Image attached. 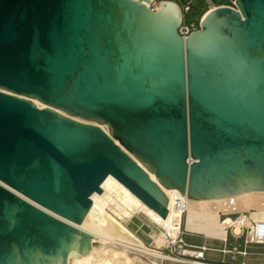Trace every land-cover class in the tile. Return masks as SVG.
Returning a JSON list of instances; mask_svg holds the SVG:
<instances>
[{"label":"water","instance_id":"1","mask_svg":"<svg viewBox=\"0 0 264 264\" xmlns=\"http://www.w3.org/2000/svg\"><path fill=\"white\" fill-rule=\"evenodd\" d=\"M147 2L0 0V264L89 253L59 218L81 224L109 175L164 221L163 189L264 192V0L186 37L176 3Z\"/></svg>","mask_w":264,"mask_h":264},{"label":"bare ground","instance_id":"2","mask_svg":"<svg viewBox=\"0 0 264 264\" xmlns=\"http://www.w3.org/2000/svg\"><path fill=\"white\" fill-rule=\"evenodd\" d=\"M209 11L204 13L203 17ZM33 103L38 108L44 107L37 101ZM90 124L96 125L95 123ZM99 127L107 131L105 126L99 125ZM150 177L155 180L153 175L150 174ZM100 188L99 195L96 192L91 195V207L79 225L70 223L43 209L96 238V240L92 239L89 253L84 256L72 253L68 264H148L142 259L143 257L148 258L152 263L155 258H161L162 254L155 249H160L166 240H174L182 225L181 212L176 210L173 204L177 193L171 196L163 189L171 201L168 208L169 220L164 221L112 176H107ZM185 202L184 229L210 240L222 241L225 238V231L219 220L221 215L248 212L253 221H264V192H247L211 200L186 199ZM135 216H141L153 228L149 234L152 239V249L128 228V223Z\"/></svg>","mask_w":264,"mask_h":264},{"label":"built area","instance_id":"3","mask_svg":"<svg viewBox=\"0 0 264 264\" xmlns=\"http://www.w3.org/2000/svg\"><path fill=\"white\" fill-rule=\"evenodd\" d=\"M163 0H148L144 3L152 11L159 9V2ZM176 3L183 14L188 13L190 4L194 1L203 2L207 9L214 10L219 7L230 8L237 10L236 0H220V3L214 0H189L183 5H179L178 1L172 0ZM185 17V16H184ZM197 26L194 23H186L183 21L181 27L178 29L179 34L182 37L188 36L191 32L197 30ZM162 189V188H161ZM164 192V191H163ZM186 196L179 193L174 196V207L179 210L182 215V225L179 233L174 240H166L164 245L160 249H155L162 254L161 258H155L154 263L148 258L142 259L148 264H249L250 257H256L264 260V251L258 248H264V221H253L250 218L248 212L221 215L219 220L225 231V238L220 241L221 247H210L207 245L206 239L203 238L201 243H195L188 240V237H192L195 234L187 232L184 229L185 218V205ZM135 218V217H134ZM133 218V219H134ZM132 219V220H133ZM131 220V221H132ZM130 221V222H131ZM145 224L141 222L138 230H141ZM237 230V231H236ZM152 231V230H151ZM150 231V232H151ZM136 234V232H134ZM149 243H145L150 249L152 239L150 235H147ZM217 241V240H213ZM230 242V244H228ZM252 248L258 249L259 252L251 251ZM214 256V257H211ZM218 256V258H215ZM261 264H264L262 262Z\"/></svg>","mask_w":264,"mask_h":264},{"label":"rangeland","instance_id":"4","mask_svg":"<svg viewBox=\"0 0 264 264\" xmlns=\"http://www.w3.org/2000/svg\"><path fill=\"white\" fill-rule=\"evenodd\" d=\"M157 1H159V0H157ZM171 1H172V0H171ZM174 1H176V0H174ZM177 1H178L179 5L181 6V5H183L184 2H186L187 0H177ZM188 1H189V0H188ZM214 1L217 2V3H220V2H221L220 0H214ZM202 4H203V3H200V2H198V1H195V2H194V6H196L197 9H199L200 6H201ZM190 6H191V5H190ZM206 9H207V8H206ZM189 10H190V9H189ZM188 12H189V11H188ZM204 13H206V12H203V13H202V14L196 19L197 25L199 24V22H200L201 18L203 17ZM187 15H188V13H186V14L184 15V16H185V17H184V20H185V21L192 22V23H194L195 26H197V25L195 24V21L193 22L194 18H193V16H192V14H190V15H188V16H187ZM197 28H198V27H197ZM141 222H143V223L145 222V223H144L145 226H144L141 230H138V227H139V225L141 224ZM127 226H128V228H130V230H131L132 232H136V235H137L139 238H141L143 242H145V243H149V242H148L149 239H148V236H147V235L150 234V231H151L153 228H151V227L146 223V221H144V219H143L141 216H138V217L135 216V218H134L131 222H129ZM188 240L191 241V242H195V243H201V242L203 241V237L200 236V235L195 234V235L192 236V237H188ZM206 243H207V245L210 246V247H221V246H222L220 241L206 240ZM228 244H230V242H229ZM258 249H260L261 251H264V248H258ZM258 249L252 248L251 251H253V252H259ZM211 257H214V256H211ZM215 258H218V256H215ZM262 262H264V260H261V259L256 258V257H250L249 260H248V263H249V264H261Z\"/></svg>","mask_w":264,"mask_h":264},{"label":"trees","instance_id":"5","mask_svg":"<svg viewBox=\"0 0 264 264\" xmlns=\"http://www.w3.org/2000/svg\"><path fill=\"white\" fill-rule=\"evenodd\" d=\"M188 1V0H187ZM186 1V2H187ZM186 2H184V3H186ZM195 2V1H194ZM194 2H192L190 5V10H189V12H188V15H190V14H192V16H193V18H194V20H193V22L195 21V24L197 25V22H196V19L205 11V9H206V6L204 5V4H202L201 6H200V8L199 9H197L196 8V6H194ZM200 3H203V2H200ZM187 15V16H188ZM186 23H192V22H189V21H185ZM197 27H198V25H197Z\"/></svg>","mask_w":264,"mask_h":264}]
</instances>
